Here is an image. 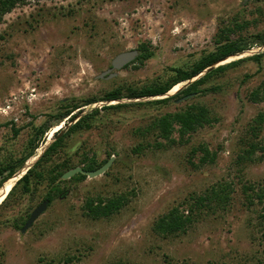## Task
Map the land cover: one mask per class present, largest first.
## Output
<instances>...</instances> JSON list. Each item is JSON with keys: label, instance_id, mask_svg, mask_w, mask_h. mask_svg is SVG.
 <instances>
[{"label": "rangeland", "instance_id": "rangeland-1", "mask_svg": "<svg viewBox=\"0 0 264 264\" xmlns=\"http://www.w3.org/2000/svg\"><path fill=\"white\" fill-rule=\"evenodd\" d=\"M235 23L242 27H235L230 39L245 38L249 46L220 64L245 58L208 79L206 92L167 105L148 102L161 96H122L81 107L77 116L95 107L99 112L91 129L69 135L68 153L76 164L81 151L93 152L98 161L110 155V166L95 177L63 179L65 194L23 233L18 225L49 185L35 183L24 195L16 188L7 197V191L0 202V264H264L262 204H249L241 190L242 183L263 184L264 157L246 166L235 163L240 136L264 110V101L248 99L264 79V44L253 38L264 33V0H25L14 7L0 21V162L20 156L33 127H49L34 155L1 182L0 193L33 165L54 132L75 121L54 122L62 103L101 96L116 86L147 84L169 66L189 64L213 49L219 28ZM143 42L153 50L143 64L96 78L117 53ZM257 53L259 61L250 58ZM116 103L122 106L101 108ZM190 103L206 105L215 120L187 143L165 147L155 133L143 132L155 117ZM259 140L264 145V129ZM156 141L165 145L157 147ZM139 143L147 145L133 152ZM200 144L216 150L217 159L195 168L189 152ZM257 154L264 156V150ZM223 181L234 189L223 208H199L183 233L162 236L152 230L169 209L186 210L191 196ZM117 195L126 201L107 217L93 218L83 208L87 198Z\"/></svg>", "mask_w": 264, "mask_h": 264}, {"label": "trees", "instance_id": "trees-1", "mask_svg": "<svg viewBox=\"0 0 264 264\" xmlns=\"http://www.w3.org/2000/svg\"><path fill=\"white\" fill-rule=\"evenodd\" d=\"M25 0H0V21L3 16L10 12L14 7L22 4ZM236 28H241L242 25L235 23L233 25H226L219 28L214 41V47L208 52L203 53L197 59L189 64H182L179 66H169L168 70L152 79L149 83L139 87L125 85L124 88L116 86L105 91L101 96H92L81 99L79 101H71L66 104H61L58 112L53 116L54 122L67 120H75L66 130L62 132H54V138L45 147L43 152L39 155L31 167H29L7 193L9 197L16 188L19 189V194L24 195L33 192L35 183L41 184L46 182L49 189L44 194L43 199H49V205L56 196L64 195L65 189L60 186L61 175L64 171L82 164V168L86 170H94L100 167L110 158L108 155L105 160H97L93 152L81 151L78 164L73 162L71 154L67 149V138L71 133L89 130L93 127L95 115L99 112V108L95 107L90 112L78 116L82 109L81 107L100 100H116L120 97L138 98L149 97L165 94L175 84L187 82L183 87H180L172 95L148 101L152 104L167 105L176 98L190 96L192 94L204 93L209 88L203 86L207 83L213 75L235 66L238 62L244 60L245 57L229 61L225 64H220L203 75H199L204 69L213 65L218 60L238 54L249 46V43L244 38L230 39L229 34H232ZM253 38L258 42L264 44V33L253 34ZM256 42V41H255ZM139 54L131 63L138 62L143 64L144 61L153 55V50L149 43H140L137 47ZM262 54L257 53L250 56V58L259 61ZM130 64V63H129ZM127 64L125 67H127ZM196 77L193 81L191 78ZM212 88V87H211ZM125 89V93L123 90ZM248 99L252 102L264 101V79L248 93ZM122 106L120 103L104 105L101 108H117ZM77 117V118H76ZM76 118V119H75ZM215 117L211 115L209 108L206 105L199 103H190L186 106L178 108L174 111L165 112L153 119L145 128L143 132H153L157 138H161L167 143L165 147L175 144H185L188 142L190 135H192L199 127L211 124ZM49 125H39L33 127L34 135L28 140L27 145L21 152L20 156L8 155L0 162V184L9 179L13 174L20 169L26 160L34 155L38 142L43 136V133L48 129ZM264 129V110L256 113V115L247 124L244 132L239 138L238 152L235 156V163L238 166H246L252 163L259 162L263 159L262 154H257L258 151L264 150V145L261 144L259 137ZM13 134H17L19 129L12 128ZM142 134V133H141ZM176 135V136H175ZM147 144L139 143L133 148V152H141ZM162 141H156L157 147L164 146ZM78 151V152H77ZM79 155V149L75 150ZM195 158H197L195 162ZM217 159V151L210 150L207 144H200L190 148L189 162L192 167H199L205 164H213ZM58 160V161H57ZM86 175L76 173L69 178L75 180H82ZM264 181V179L262 180ZM32 184V188H31ZM260 185V186H259ZM254 187L251 184L242 183L241 190L244 198L249 204L255 202L262 204V211L260 217L264 220V182ZM234 191L231 182L223 181L211 186L204 194L191 196L187 209L180 206H174L166 213L158 217L153 225L152 230L161 234L162 236L175 235L183 233L187 230L191 222H193V215L199 213L202 207L208 208H223L230 200L231 194ZM6 199V198H5ZM256 200V201H255ZM126 197L123 195L111 197H94L87 198L84 201L83 208L86 213L93 218L107 217L113 212L119 210L125 203ZM4 203V200H3ZM250 205V206H251ZM28 213L21 220L18 225L20 229L24 224ZM121 264V263H116Z\"/></svg>", "mask_w": 264, "mask_h": 264}, {"label": "water", "instance_id": "water-1", "mask_svg": "<svg viewBox=\"0 0 264 264\" xmlns=\"http://www.w3.org/2000/svg\"><path fill=\"white\" fill-rule=\"evenodd\" d=\"M247 0H243V2H245ZM138 51L136 49H130V50H126V51H121L119 53H117L110 61V67L103 70L102 72H100L99 74L96 75V78H110L116 75V70L121 69L122 67H124V65L130 63L131 61H133L136 56L138 55ZM225 58H222L220 60H218L217 62H215L213 65L207 67L206 69H204L198 76L206 73L207 71H209L211 68H213V66L217 65V63L221 60H224ZM164 94L162 95H156V96H161L163 97ZM159 97V98H161ZM112 102V101H109ZM78 117V116H77ZM76 117V118H77ZM75 118V119H76ZM63 131V130H62ZM60 131V132H62ZM112 162V157H110L109 159L106 160V162L104 164H102L100 167L94 169V170H86L84 168H82L81 166H75L73 168H70L66 171H64L61 175L62 179H68L70 177H72L73 175H75L76 173H82L85 174L88 177H95L97 175H100L102 173L105 172V170L108 169V167L110 166ZM49 206V200L45 199L43 201H41L39 204H37L29 213L28 218L26 219V221L24 222V224L22 225V227L20 228V232L23 233L25 232L31 225L32 223L42 214L44 213L47 208Z\"/></svg>", "mask_w": 264, "mask_h": 264}, {"label": "bare ground", "instance_id": "bare-ground-1", "mask_svg": "<svg viewBox=\"0 0 264 264\" xmlns=\"http://www.w3.org/2000/svg\"><path fill=\"white\" fill-rule=\"evenodd\" d=\"M230 58V56L226 57V59ZM226 59L224 60H221L219 61L217 64H220L221 62L225 61ZM197 77V76H196ZM196 77H193L191 78V80H194L196 79ZM178 87H179V83L178 84H175L169 91L165 92L166 95H171L173 93H175L177 90H178ZM60 127V125H57L54 129H52L50 135H52V133L54 131H56L58 128ZM33 158V157H32ZM10 184L8 185V183L5 185V187H3V189L1 190V193H0V202L2 201V199L4 198V195L5 193H7V191H9L10 189Z\"/></svg>", "mask_w": 264, "mask_h": 264}, {"label": "flooded vegetation", "instance_id": "flooded-vegetation-1", "mask_svg": "<svg viewBox=\"0 0 264 264\" xmlns=\"http://www.w3.org/2000/svg\"><path fill=\"white\" fill-rule=\"evenodd\" d=\"M135 49L138 51L137 48H135ZM138 52H139V51H138ZM138 54H139V53H138ZM110 61H111V60H110ZM130 63H131V62H130ZM128 64H129V63H128ZM126 65H127V64H126ZM126 65H124V67H125ZM109 67H110V63H109V65L107 66V68H109ZM124 67H122V68H124ZM107 68H106V69H107ZM122 68H121V69H122ZM43 200H45V199H42L41 201H43ZM48 200H49V199H48ZM41 201H40V202H41ZM40 202H39V203H40ZM39 203H38V204H39ZM29 213H30V212H29ZM29 213H28V215H29ZM27 218H28V216H27ZM27 218H26V219H27ZM25 221H26V220H25Z\"/></svg>", "mask_w": 264, "mask_h": 264}]
</instances>
